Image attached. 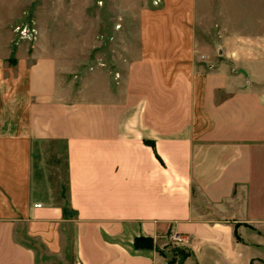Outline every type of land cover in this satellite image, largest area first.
I'll return each mask as SVG.
<instances>
[{"label":"crops","instance_id":"1","mask_svg":"<svg viewBox=\"0 0 264 264\" xmlns=\"http://www.w3.org/2000/svg\"><path fill=\"white\" fill-rule=\"evenodd\" d=\"M31 1L0 0V264H264V0H96L16 40L94 3Z\"/></svg>","mask_w":264,"mask_h":264},{"label":"rangeland","instance_id":"2","mask_svg":"<svg viewBox=\"0 0 264 264\" xmlns=\"http://www.w3.org/2000/svg\"><path fill=\"white\" fill-rule=\"evenodd\" d=\"M32 4L35 3V0L31 1ZM37 3H41L42 4V0H37ZM59 4L63 5L64 1H58ZM125 3H128V0H122L121 4L125 5ZM90 9L88 10V15L86 16H73V18H71L72 16H49L48 14H46V10H42V14L41 16L38 17H34L33 14V9L32 7H28L26 6V12L27 14H22V15H14L13 21H14V26H13V32H14V37L16 40L22 38V39H26V40H33L36 37H38V32H37V28H36V23L38 25V23H40L41 25H47L48 27L51 24L52 29L55 28L58 30V33L56 32V35H58L60 38L64 39V38H71L70 34L68 31H65V25H69L70 22H76V23H88L89 25H96L97 22V15H96V8H97V1L94 0L93 5L90 3ZM108 18L111 19L112 17H108L107 14H105V19ZM71 19V20H70ZM75 20V21H74ZM113 20V19H112ZM35 21V22H34ZM107 21V20H106ZM121 24V26H117L121 31L124 30V26L122 28V24H124V20L121 19L119 21ZM110 23V21H109ZM66 25V26H67ZM69 28V27H68ZM23 30H27L28 34L27 37H23L22 36V31ZM69 35V37H68ZM92 33L90 32V38H95L91 37ZM72 38H77L80 39L81 38V33H74V36ZM53 153L48 152L45 153L44 150L40 149L39 150V157L40 159V165H42L41 167V171L42 172H46L47 173V177L48 180L50 181L49 183L54 184V189H50V191L57 192L59 193L60 191H66L65 185H66V181H67V171H66V164H65V157H64V148L62 145H55L54 147H52ZM55 150H57L58 154L55 153ZM47 166V167H46ZM45 170V171H44ZM64 185V186H63ZM63 186V187H62ZM177 248H173V251H176Z\"/></svg>","mask_w":264,"mask_h":264},{"label":"built area","instance_id":"3","mask_svg":"<svg viewBox=\"0 0 264 264\" xmlns=\"http://www.w3.org/2000/svg\"><path fill=\"white\" fill-rule=\"evenodd\" d=\"M27 30L22 31V36L25 38L27 37ZM36 207H41V205H37ZM169 243L171 244L172 247L174 248H181L185 246V239L182 235L180 234H171L169 237Z\"/></svg>","mask_w":264,"mask_h":264},{"label":"trees","instance_id":"4","mask_svg":"<svg viewBox=\"0 0 264 264\" xmlns=\"http://www.w3.org/2000/svg\"><path fill=\"white\" fill-rule=\"evenodd\" d=\"M136 247L138 248H150L152 249L154 247L153 242L150 240H143V239H138L136 241Z\"/></svg>","mask_w":264,"mask_h":264}]
</instances>
